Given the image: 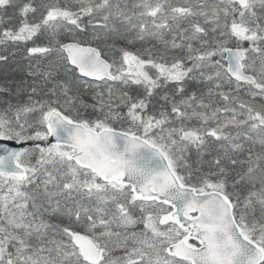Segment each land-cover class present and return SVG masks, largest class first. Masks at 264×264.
<instances>
[{"label":"snow or ice","instance_id":"obj_1","mask_svg":"<svg viewBox=\"0 0 264 264\" xmlns=\"http://www.w3.org/2000/svg\"><path fill=\"white\" fill-rule=\"evenodd\" d=\"M0 264H264V0H0Z\"/></svg>","mask_w":264,"mask_h":264}]
</instances>
